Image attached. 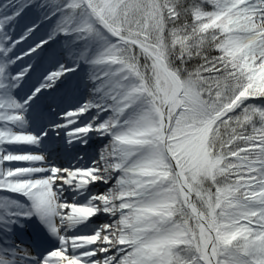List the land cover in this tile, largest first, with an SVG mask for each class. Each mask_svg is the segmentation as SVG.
Instances as JSON below:
<instances>
[{
	"label": "snow or ice",
	"instance_id": "snow-or-ice-1",
	"mask_svg": "<svg viewBox=\"0 0 264 264\" xmlns=\"http://www.w3.org/2000/svg\"><path fill=\"white\" fill-rule=\"evenodd\" d=\"M0 264H264V0H0Z\"/></svg>",
	"mask_w": 264,
	"mask_h": 264
},
{
	"label": "bare ground",
	"instance_id": "bare-ground-1",
	"mask_svg": "<svg viewBox=\"0 0 264 264\" xmlns=\"http://www.w3.org/2000/svg\"><path fill=\"white\" fill-rule=\"evenodd\" d=\"M27 22V18L26 17H21L20 20H19V24H20V27H23V25ZM27 89L25 88L23 91H26Z\"/></svg>",
	"mask_w": 264,
	"mask_h": 264
}]
</instances>
